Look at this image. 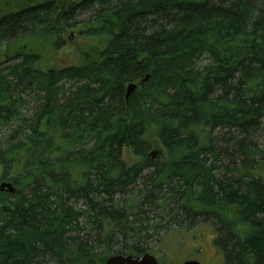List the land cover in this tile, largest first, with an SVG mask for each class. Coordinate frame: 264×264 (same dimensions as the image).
<instances>
[{
	"label": "trees",
	"instance_id": "1",
	"mask_svg": "<svg viewBox=\"0 0 264 264\" xmlns=\"http://www.w3.org/2000/svg\"><path fill=\"white\" fill-rule=\"evenodd\" d=\"M6 1L0 264H99L202 224L224 264H264V0ZM75 28L94 56L43 65L33 44Z\"/></svg>",
	"mask_w": 264,
	"mask_h": 264
},
{
	"label": "rangeland",
	"instance_id": "2",
	"mask_svg": "<svg viewBox=\"0 0 264 264\" xmlns=\"http://www.w3.org/2000/svg\"><path fill=\"white\" fill-rule=\"evenodd\" d=\"M7 1L6 3L10 2V0ZM21 2H24V0H21ZM7 7L12 8L11 5ZM3 9L4 8H2V10ZM63 36L64 45L57 51L39 48L37 45L38 42L33 44L35 47L34 52H38L43 59V65L53 66L54 68L78 66L84 64L88 56H94L96 52L95 44H93L91 40L79 36L77 28L66 30ZM33 46L31 49H33ZM204 63L205 59L202 58L198 61L197 65L202 66ZM214 135L216 136L217 134L214 133ZM146 140L151 146L149 154H152V160L165 158L164 149L152 131H148L146 134ZM259 143L264 149V138H260ZM122 159L127 165H132L140 160V158L135 157L128 149H124L122 151ZM1 174L2 169L0 167V177ZM162 223H165L164 219L162 220ZM209 226L202 224L200 226H194L195 228L187 229L175 227H171L173 229L169 230H167V228L160 229L154 236L155 238H153L149 244L147 243V247L149 249L147 252L156 251L158 255L162 257L164 250V262H167V264L181 263L186 260V258L193 256V254L195 259L200 261L201 264H222V258L220 257L221 252L218 248H215V245L213 244L214 240H212L214 230ZM200 248H202L201 251L199 250ZM101 249L99 248L98 251ZM109 252L110 250H108V248H103L99 254L104 255L106 261L107 258L113 254ZM95 259L99 262V264L105 263V261L99 260L97 256ZM161 262L163 261L161 260Z\"/></svg>",
	"mask_w": 264,
	"mask_h": 264
},
{
	"label": "water",
	"instance_id": "3",
	"mask_svg": "<svg viewBox=\"0 0 264 264\" xmlns=\"http://www.w3.org/2000/svg\"><path fill=\"white\" fill-rule=\"evenodd\" d=\"M149 75H146L143 80H141V84H145V82L148 80ZM137 86L133 83L129 84L126 87V95H125V101L128 100L129 96L135 92ZM6 190L10 194L15 193V189L12 187L10 183L2 182L0 184V191ZM106 264H157L155 259L150 256L149 254H145L141 260H132L131 257H121V256H112L107 260ZM183 264H199L194 261H188Z\"/></svg>",
	"mask_w": 264,
	"mask_h": 264
},
{
	"label": "flooded vegetation",
	"instance_id": "4",
	"mask_svg": "<svg viewBox=\"0 0 264 264\" xmlns=\"http://www.w3.org/2000/svg\"><path fill=\"white\" fill-rule=\"evenodd\" d=\"M142 254H143V253H140V254L134 255V256H132V257L135 258V259H136V258H140V257L142 256ZM151 254L156 258V260L159 262V264H166V263L160 261L157 252H152ZM116 256H118V255H116ZM105 262H106V261H105ZM104 264H105V263H104Z\"/></svg>",
	"mask_w": 264,
	"mask_h": 264
},
{
	"label": "bare ground",
	"instance_id": "5",
	"mask_svg": "<svg viewBox=\"0 0 264 264\" xmlns=\"http://www.w3.org/2000/svg\"><path fill=\"white\" fill-rule=\"evenodd\" d=\"M150 77V76H149ZM149 79V78H148ZM143 80V79H142ZM148 81V80H147ZM147 81L145 82V84L147 83ZM125 95H126V88H125ZM125 95H124V99H125ZM13 187V186H12ZM14 188V187H13ZM0 192H6V193H8L6 190H3V191H0ZM15 193H16V190H15ZM14 193V194H15ZM8 194H10V193H8ZM13 195V194H12ZM113 256H116V255H113ZM119 256V255H118ZM121 257H125V256H121ZM107 263V261L105 262V264Z\"/></svg>",
	"mask_w": 264,
	"mask_h": 264
}]
</instances>
